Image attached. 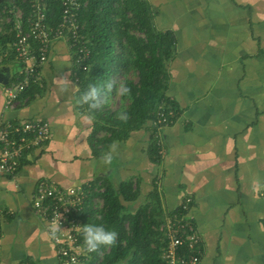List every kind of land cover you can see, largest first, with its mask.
<instances>
[{
    "label": "crops",
    "instance_id": "0c3cea01",
    "mask_svg": "<svg viewBox=\"0 0 264 264\" xmlns=\"http://www.w3.org/2000/svg\"><path fill=\"white\" fill-rule=\"evenodd\" d=\"M144 1L154 27L174 37L165 94L176 114L162 129L161 158L149 155V122L95 155L97 139L107 134L91 139L92 119L76 99L71 50L55 40L41 85H31L15 108L4 107L0 83V124L40 118L50 127L47 141L13 176H0V264H56L46 222L31 204L42 178L80 186L92 208L102 205L97 193L104 179L115 188L133 182L137 197L124 202L131 212L154 191L163 216L190 196L202 246L197 264H264V0ZM6 65L7 83L18 65L0 57ZM119 94L113 108L121 105Z\"/></svg>",
    "mask_w": 264,
    "mask_h": 264
},
{
    "label": "trees",
    "instance_id": "16d2710c",
    "mask_svg": "<svg viewBox=\"0 0 264 264\" xmlns=\"http://www.w3.org/2000/svg\"><path fill=\"white\" fill-rule=\"evenodd\" d=\"M80 1L85 3L79 13L81 33L88 41L90 55L84 62L85 69L77 71L76 99L92 119L91 139L100 131L107 134L97 139L101 147L93 151L100 154L114 140L125 139L130 131L146 127L149 122V155L153 161H159L161 155L153 138L152 121L160 102L170 104L165 90L174 37L154 27L144 0ZM57 13L58 6L53 20ZM8 40L10 36L0 33V46ZM127 72L133 77H126L121 84L127 85L129 92L119 94L121 105L113 108L107 99L114 89L112 77ZM108 84L112 87H106ZM89 85L102 89L94 108L81 102ZM137 194L138 189L130 180L116 188L108 179L103 180V190L97 193L102 205L96 209L86 206L89 214H85L83 223L102 224L114 230L117 238L112 246L92 252L86 264H93L101 252L100 264H166L161 258L165 240L158 229L164 218L160 198L154 191L147 202L131 212L124 202L134 200ZM88 199L90 195L86 194V202Z\"/></svg>",
    "mask_w": 264,
    "mask_h": 264
},
{
    "label": "built area",
    "instance_id": "2783aa9c",
    "mask_svg": "<svg viewBox=\"0 0 264 264\" xmlns=\"http://www.w3.org/2000/svg\"><path fill=\"white\" fill-rule=\"evenodd\" d=\"M58 13L53 20L55 9ZM7 14L10 36L0 57L18 65L16 77L3 85L4 107L15 108L22 94L33 84L41 85V67L55 40H63L73 57V77L84 68L90 55L79 13L80 0H9ZM54 6H56L54 8ZM175 109L160 102L152 121L158 153H163L162 129L173 122ZM50 133L49 123L40 118L7 119L0 124V176H13L29 152L40 149ZM34 213L46 222L56 264H86L92 252L83 248L82 227L86 193L80 186L59 187L51 180L37 181L31 198ZM192 198L185 197L178 208L167 212L158 229L165 243L161 258L166 264H197L201 258V239L191 214ZM22 264H30L23 262Z\"/></svg>",
    "mask_w": 264,
    "mask_h": 264
},
{
    "label": "clouds",
    "instance_id": "9594fccd",
    "mask_svg": "<svg viewBox=\"0 0 264 264\" xmlns=\"http://www.w3.org/2000/svg\"><path fill=\"white\" fill-rule=\"evenodd\" d=\"M106 87L111 88L112 85L108 84ZM102 89L98 88L95 85H89L87 90L81 96V102L90 103L91 107H96V101L101 94ZM120 94H127L129 88L125 84H121L118 88ZM123 118V117H122ZM115 146L112 147V150L105 153L102 157V160L105 164H109L113 158V151ZM82 238H83V248L87 252L97 251L101 247L112 246L116 242L117 233L114 230L106 228L102 224H92L85 223L82 227Z\"/></svg>",
    "mask_w": 264,
    "mask_h": 264
},
{
    "label": "rangeland",
    "instance_id": "374dc122",
    "mask_svg": "<svg viewBox=\"0 0 264 264\" xmlns=\"http://www.w3.org/2000/svg\"><path fill=\"white\" fill-rule=\"evenodd\" d=\"M9 4V0H0V33H4V32H7L8 30V24H7V19L10 18L9 15L7 14V8H8V5ZM2 49V46H0V51ZM7 66V65H6ZM8 67V66H7ZM4 67V70L3 71H8L10 70V67ZM132 78L133 77V74L127 72L126 74H118L117 76H113L112 77V81L114 83V89H113V93L111 95H109L107 97V99L109 100V103L110 105L112 106H116L118 105L119 101H118V88L119 86L121 85L122 81L126 78ZM97 203L95 204V207L97 208ZM93 207V208H95ZM92 208V207H91ZM87 209V208H86ZM85 214L88 215L89 213L87 212V210H85ZM84 224V223H83ZM102 252L100 253V256L99 258L94 261L93 264H100L101 262V259H102Z\"/></svg>",
    "mask_w": 264,
    "mask_h": 264
},
{
    "label": "water",
    "instance_id": "95a60500",
    "mask_svg": "<svg viewBox=\"0 0 264 264\" xmlns=\"http://www.w3.org/2000/svg\"><path fill=\"white\" fill-rule=\"evenodd\" d=\"M4 70V67H2V66H0V83H6V81H7V77H5V75H4V72L5 71H3Z\"/></svg>",
    "mask_w": 264,
    "mask_h": 264
}]
</instances>
